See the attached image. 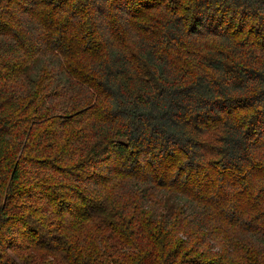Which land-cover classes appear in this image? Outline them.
<instances>
[{
    "label": "trees",
    "instance_id": "1",
    "mask_svg": "<svg viewBox=\"0 0 264 264\" xmlns=\"http://www.w3.org/2000/svg\"><path fill=\"white\" fill-rule=\"evenodd\" d=\"M0 264H264V0H0Z\"/></svg>",
    "mask_w": 264,
    "mask_h": 264
},
{
    "label": "rangeland",
    "instance_id": "2",
    "mask_svg": "<svg viewBox=\"0 0 264 264\" xmlns=\"http://www.w3.org/2000/svg\"><path fill=\"white\" fill-rule=\"evenodd\" d=\"M23 248H24V246H23ZM16 252H17V251H16ZM16 252H14V253H13V252H8V255H10V256L13 257V258L16 257V256H19V255H22V252H20V253H18V252L16 253ZM24 254H25V253H24Z\"/></svg>",
    "mask_w": 264,
    "mask_h": 264
}]
</instances>
